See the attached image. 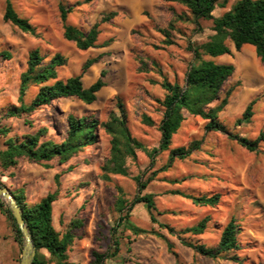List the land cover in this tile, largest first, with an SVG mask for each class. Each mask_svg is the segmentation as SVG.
Segmentation results:
<instances>
[{"label":"rangeland","instance_id":"1","mask_svg":"<svg viewBox=\"0 0 264 264\" xmlns=\"http://www.w3.org/2000/svg\"><path fill=\"white\" fill-rule=\"evenodd\" d=\"M236 1L225 0V7L216 8L213 17H220ZM10 2L20 17L36 27L38 38L4 22L5 0H0V54L5 51L11 55L10 59L0 55V116L5 104L16 103L17 75L24 70L31 50L39 49L47 60L55 53L65 58V64L57 68L60 80L80 74L87 59L100 56L99 62L82 75L83 87L87 88L102 71L105 72L106 86L98 93L94 104L84 105L75 98L60 99L29 121L35 126L47 125L63 137L68 114L93 116L103 122L108 120L110 113H120L117 103L121 102L131 135L149 151L158 147L159 132L156 126L144 125L142 115L156 123L159 121L161 112L154 100L163 98L162 78L183 83L193 61L191 50L209 39L213 33L212 21L194 23L189 10L172 0ZM59 6L69 9L66 23L84 32L99 23L95 48L80 51L73 42L63 38ZM165 29L170 31L171 45L164 44L165 38L159 32ZM230 48L232 55L212 58L215 63L235 67L220 93L222 98L229 87L235 88L219 119L228 131L253 141L264 132V64L256 58L252 46L246 45L240 52ZM252 100L255 104L250 122L236 126L235 121ZM204 124L200 118L188 119L173 137L171 148H187L194 140L200 144L185 159H175L171 167H166L167 151L157 153L152 160L144 152L137 151L136 160L127 161L128 177L110 175V181L103 180L101 167L109 157L110 136L102 128L98 129V143L89 151L86 149L78 157L57 166V171H65L70 165H78L62 176L59 198L53 205V225L57 231H64L72 219L83 221L68 251V264H90L93 252L103 253L112 248L111 229L116 227L119 218L114 211L119 196L117 187L128 201L139 193L153 194L161 213L159 216L155 213V217L173 228L176 234L152 225L143 204H136L130 213L131 221L152 233L133 236L116 227L120 252L105 264H264V141L254 152H249L225 134L206 133ZM12 126L18 132L29 130L23 120H15ZM41 168L22 161L13 170L15 177L10 181L1 178L2 184H12L13 194L26 196L27 204L31 205L54 188L53 172ZM135 176L140 182L150 178L145 190L139 192L132 179ZM173 191L198 196L219 194L220 200L214 207H199L170 194ZM60 216L63 225L59 224ZM206 216L209 221L204 234L185 235L184 238L191 237L206 246H215L224 226L234 219L239 244L235 252L237 262L196 256L181 244L177 232ZM158 234L172 244L177 257L169 252ZM22 246L23 239L15 237L11 222L0 212V264H19ZM49 264L55 262L49 261Z\"/></svg>","mask_w":264,"mask_h":264},{"label":"trees","instance_id":"2","mask_svg":"<svg viewBox=\"0 0 264 264\" xmlns=\"http://www.w3.org/2000/svg\"><path fill=\"white\" fill-rule=\"evenodd\" d=\"M94 1L97 0H84L85 3ZM172 1L186 7L194 23H198L199 20L212 21L210 29L213 33L206 42L191 50L193 61L185 73L182 84L162 78L160 86L164 91L163 98L154 100L161 112L159 121L156 123L149 116L142 115V123L148 127L156 126L160 135L158 147L150 151L131 135L127 126V115L121 102L117 103L120 113L118 115L110 113L108 120L103 122L93 116L78 117L68 114L65 119L66 130L63 137H59L60 135L47 125L35 126L29 119L33 120L38 112L47 109L54 101L75 98L84 105L94 104L98 93L106 86V82L103 78L105 72L102 71L100 77L89 87L84 88L82 83V75L99 62L100 56L87 59L82 65L80 74L60 80L57 77V68L65 64V58L55 53L47 60L39 49H33L28 53L25 68L19 75L16 104H5L6 106L2 108L3 114L0 116V182L2 183L1 178L14 177V173L8 171L15 168L21 161H27L44 169H55L52 177L54 188L31 205L27 204L26 196H16L6 186L20 206L22 218L31 235L36 250L32 264H49V261H54L55 264H68V251L77 238V231L83 226V221L77 218L72 219L64 231H57L53 225V205L59 198L62 176L66 172H72L78 165H70L65 171H57L56 168L97 144L99 128L110 136L109 157L101 167L102 179L105 181H110V175L128 177L127 161L136 160L137 151L144 152L151 160L157 153L167 151L166 167H171L175 159H185L193 149L198 148L200 141H192L187 148L184 146L171 148V145L173 137L179 134L188 119L200 118L205 122L203 128L206 133L225 134L228 139L237 142L249 152H254L259 143L264 141V132L250 141L228 131L220 121L219 115L228 105L235 88L229 87L222 98L220 93L226 81L233 75L235 67L233 64H218L212 60L223 55H232L231 46L236 52H240L243 46L249 45L254 48L256 58L264 64V0H237L229 10L216 18L212 15L213 11L216 8H224L225 0ZM59 13L63 38L66 41L73 42L80 51L95 48L100 33L99 23H95L84 32L66 23L69 9L59 6ZM2 19L22 33L38 38L36 27L28 19L17 14L10 0H5ZM169 29L172 30L173 26ZM159 32L165 38V45L173 43L170 40L169 30H159ZM0 55L5 59L11 58V55L5 51ZM158 74L162 77L161 70H158ZM215 102L217 103L214 104ZM254 104V100L247 104L241 117L235 121L236 126L250 122ZM184 114L190 118L186 119ZM15 120H23L29 130L18 132L12 126ZM132 179L141 192L145 190L150 178L146 182H140L138 176ZM116 189L119 196L114 203V211L118 213L119 218L115 226L121 228V232L128 231L133 236L152 233L131 221L130 213L133 207L142 203L152 225H157L170 234H176L173 228L160 223L155 217V213L158 216L161 213L157 210L153 194L139 193L128 201L121 189L118 187ZM170 194L190 200L193 205L199 207H214L220 200L219 194L198 196L180 191H173ZM0 212L11 222L15 237L22 239L10 211L1 200ZM208 221L209 218L206 216L178 231L177 236L181 244L189 248L196 256L237 262L238 257L235 252L239 250V244L234 219H230L224 226L215 246H206L191 238L204 234ZM59 224L63 225L61 216ZM116 227L111 229L112 248L103 253L93 252L90 264H105L106 260L118 256L120 242L115 236ZM185 235L191 237L184 238ZM158 237L166 242L169 252L177 257L172 250V244L164 236L158 234ZM47 256L49 260L46 259Z\"/></svg>","mask_w":264,"mask_h":264},{"label":"water","instance_id":"3","mask_svg":"<svg viewBox=\"0 0 264 264\" xmlns=\"http://www.w3.org/2000/svg\"><path fill=\"white\" fill-rule=\"evenodd\" d=\"M0 200L5 204L14 220L17 229L20 231L23 239L21 257L19 264H32L36 250L34 248L31 235L22 218V211L15 198L8 188L0 182Z\"/></svg>","mask_w":264,"mask_h":264},{"label":"crops","instance_id":"4","mask_svg":"<svg viewBox=\"0 0 264 264\" xmlns=\"http://www.w3.org/2000/svg\"><path fill=\"white\" fill-rule=\"evenodd\" d=\"M244 47V46H243ZM19 75H20V73L17 75V80H16V86H17V88H18V80H19ZM17 98V97H16ZM16 104V103H15ZM22 162V161H21ZM78 167V166H77ZM42 169V168H41ZM13 170H14V168H12L11 170H9L8 172H13ZM42 170H45V169H42ZM46 170H49V171H52L53 172V174L55 173V169L54 170H51V169H46ZM14 173V172H13ZM15 177V176H14ZM14 177H12V178H14ZM3 179H7L8 181H10L11 180V178H9V177H4ZM9 183V182H8ZM8 186V188H9V190L11 191V189L13 188V186H12V184L10 185V184H8L7 185Z\"/></svg>","mask_w":264,"mask_h":264}]
</instances>
